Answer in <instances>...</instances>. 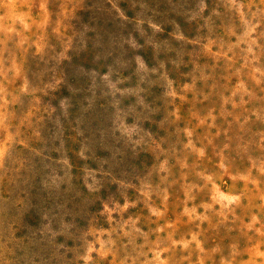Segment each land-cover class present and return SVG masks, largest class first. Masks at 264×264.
<instances>
[{
  "label": "rangeland",
  "instance_id": "374dc122",
  "mask_svg": "<svg viewBox=\"0 0 264 264\" xmlns=\"http://www.w3.org/2000/svg\"><path fill=\"white\" fill-rule=\"evenodd\" d=\"M0 264H264V0H0Z\"/></svg>",
  "mask_w": 264,
  "mask_h": 264
}]
</instances>
